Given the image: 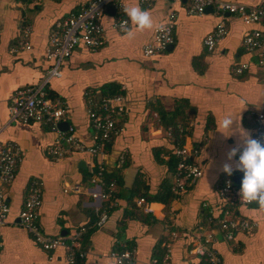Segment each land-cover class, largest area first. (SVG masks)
<instances>
[{"label": "crops", "instance_id": "1", "mask_svg": "<svg viewBox=\"0 0 264 264\" xmlns=\"http://www.w3.org/2000/svg\"><path fill=\"white\" fill-rule=\"evenodd\" d=\"M88 1L0 0V144H15L20 157L13 180L4 186L9 211L0 229V264H67L62 246L44 250L20 224L19 214L33 180L41 192L36 215L41 232L69 238L86 228L78 240L85 251L79 264H115L110 252L121 244L134 251L133 264H151L157 252L163 251L161 260L167 246V264H202L189 249L206 232L212 234L210 245L222 264H264V210L255 203L236 206L232 217L248 220L254 228L237 231L233 241H227L218 223L227 203L217 190L227 175L223 164L235 168L239 153L231 161L227 153L242 146L240 130L253 138L256 115H264V65L243 46L244 34L262 30L263 24H245L213 9L192 14L185 0H154L147 5L123 0L124 6H139L153 19V28L143 31L129 24L135 33L129 38L113 27L116 14L107 9L101 18L103 46L91 50L79 44L61 62L60 76L51 78L45 90L48 98L66 105L61 122L68 126L58 128L72 127L77 139L90 146L93 128L85 93L105 95L117 89L123 97L118 133L102 156L76 151L54 159L48 148L57 141L58 132L44 122L12 119L9 97L19 88L44 81L52 66L46 52L54 23ZM223 1L250 8L260 0ZM170 16L172 42L162 52L145 55L144 46L155 28ZM221 20L227 32L209 51L203 40ZM26 23L31 26L30 47L17 48L21 26ZM243 64L246 69L236 73L235 68ZM230 113L238 114L239 124L234 123L230 135L225 130L226 136L218 129L223 130L220 122ZM171 130H177L176 137ZM176 138L191 149L190 158L201 170L195 182L178 190L173 189L174 170L169 162ZM97 163L112 175L111 200L90 194V177ZM241 173L234 170L230 176L237 185ZM74 184L80 192L66 189ZM169 185L172 193L168 195ZM100 205L108 217L101 226H94Z\"/></svg>", "mask_w": 264, "mask_h": 264}, {"label": "built area", "instance_id": "2", "mask_svg": "<svg viewBox=\"0 0 264 264\" xmlns=\"http://www.w3.org/2000/svg\"><path fill=\"white\" fill-rule=\"evenodd\" d=\"M154 0H139L141 4L147 5ZM188 2V11L192 14H202L207 7L218 11L220 14H231L242 20L245 24L261 22L263 29L247 31L243 37V46L247 51L257 54L259 65H264V0H260L255 7H247L241 3L227 2L223 0H185ZM123 0H90L84 6L70 15L58 19L50 32L49 45L46 57L51 60L52 66L47 71L44 81L36 86L19 88L9 97L8 112L12 119L23 122L39 121L44 122L59 134L58 139L48 148V154L54 159L66 157L71 152H87L94 156H102L106 153V147L113 136L118 133V120L123 111L122 94L96 95L91 90L86 91L87 104L91 126L93 128V144L85 145L81 143L73 132L72 127L61 131L59 123L66 114V105L63 101H53L47 97L46 84L51 78L60 76V64L69 57L73 50L82 44L88 49L96 50L103 46L105 42V29L102 24L103 13L112 8L116 14L113 27L119 29L122 20H127L123 16ZM172 16L163 25L165 31L158 32L155 28L150 42L143 49L145 55H153L167 49L173 40ZM31 26L26 23L21 26L17 48L29 49L27 41ZM227 32L224 22L221 20L216 28L203 40L207 50H212L215 44L222 39ZM151 50L150 52L148 50ZM246 65H239L235 68L236 73H242ZM253 138L264 139V115L259 113L255 118L253 127ZM174 155L177 158L174 169L175 184L174 190L195 182L201 176L199 166L190 158L191 149L185 145L176 146ZM124 155L120 156L122 162ZM20 160L19 150L15 144H0V229L5 223L9 207L4 200V186L9 184L16 172L17 164ZM243 173H241V180ZM92 188L90 194L98 200H111L113 181L104 179V166L101 163L95 165V170L90 177ZM241 185V184H240ZM240 185L233 182L232 178L225 175L217 186L219 194L223 197L227 205L238 206L244 203L238 195ZM71 192H80V186L74 184L66 188ZM144 201L143 198L139 199ZM110 204H114L113 201ZM41 205V192L37 180L30 183L22 209L19 214L20 224L31 234L33 239L44 249L52 250L62 246L66 252L67 264H79L83 259L85 251L79 244V237L86 228H81L74 236L66 238L64 236H50L44 234L36 223L37 209ZM97 218L94 226H101L108 217V212L103 205L96 208ZM219 227L223 230L227 241H233L237 231L250 232L254 224L245 219L237 220L233 218L229 210H225L221 218L218 219ZM212 234L206 232L197 236L189 249L190 254L198 256L204 264H222L219 254L211 247ZM1 244V242H0ZM168 246L165 255L159 261L153 259L151 264H167ZM115 264H133L134 251L128 249L125 244L120 245V249L110 252Z\"/></svg>", "mask_w": 264, "mask_h": 264}, {"label": "clouds", "instance_id": "3", "mask_svg": "<svg viewBox=\"0 0 264 264\" xmlns=\"http://www.w3.org/2000/svg\"><path fill=\"white\" fill-rule=\"evenodd\" d=\"M123 12L127 16V20H122L119 29L127 37L132 38L135 33L129 24L135 25L138 31L153 28V19L147 10L139 6H123ZM166 26L160 24L156 27L158 32L165 31ZM151 51L150 49L148 50ZM242 103H244L242 101ZM239 124L238 114H228L224 116L220 122L221 133L227 135L232 134L233 125ZM241 132L242 146L231 148L227 153V159L233 160L239 153L238 159L235 161V168L230 163H224L222 171L231 176L233 171L243 173L241 185L238 191L239 198L247 204L255 203L259 209L264 210V139H255L243 129ZM226 135V134H225ZM226 135V136H227Z\"/></svg>", "mask_w": 264, "mask_h": 264}, {"label": "trees", "instance_id": "4", "mask_svg": "<svg viewBox=\"0 0 264 264\" xmlns=\"http://www.w3.org/2000/svg\"><path fill=\"white\" fill-rule=\"evenodd\" d=\"M117 93H119V91L117 89H113V90H110L107 93H105V95H114V94H117ZM171 133H172V135L174 137H176L178 132H177V130L176 131L175 130L174 131L171 130ZM176 140H177L176 141L177 146H181L182 145L181 144L182 141H180L179 138H176ZM169 162L171 164L172 170H174L175 167H176V163H177V158L175 157L174 152L171 153V160ZM104 179L109 182V180L112 179V175H110L109 173H106V171H105ZM170 189H171V185H169L165 189V192L168 193V195L172 193V191H171L172 189L171 190ZM235 209H236V206H230L229 207L228 205H226V210L230 211L231 216L234 214V210ZM207 219H208V215H205L204 220H205L206 223H207ZM212 221L214 222L215 220H212ZM162 254H163V251H159V252H157V254L155 255L154 258L157 259V260H160V258L162 257ZM202 264H204V262H202Z\"/></svg>", "mask_w": 264, "mask_h": 264}, {"label": "water", "instance_id": "5", "mask_svg": "<svg viewBox=\"0 0 264 264\" xmlns=\"http://www.w3.org/2000/svg\"><path fill=\"white\" fill-rule=\"evenodd\" d=\"M207 10H212V8H211V7H207V8H205L204 11H207ZM64 125H65L66 127L68 126V124H67L66 122H60V123H59V126H60V127H62V126H64ZM238 178H239V180H240V176H239ZM236 180H237V179H236Z\"/></svg>", "mask_w": 264, "mask_h": 264}]
</instances>
